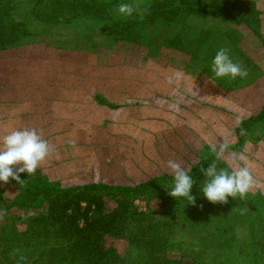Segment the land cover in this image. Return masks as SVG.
Listing matches in <instances>:
<instances>
[{
  "label": "rangeland",
  "instance_id": "374dc122",
  "mask_svg": "<svg viewBox=\"0 0 264 264\" xmlns=\"http://www.w3.org/2000/svg\"><path fill=\"white\" fill-rule=\"evenodd\" d=\"M17 1L20 8H28V0ZM251 2L256 12L251 27L230 23L221 16L203 18L184 11L171 20L157 17L151 24L118 35L80 37L76 28L62 21L45 29H41L43 24L39 25L16 42L23 54L39 56L34 64H29L31 78L28 66L14 69L26 70L29 77L18 87L19 95L47 101L39 106L40 115L35 110L39 104L31 107L35 115L43 117L26 113L18 127L10 120L0 122V138L13 129L35 128L55 147V152L39 168L50 178L59 177L63 182L88 180L92 175L137 182L163 172L171 173L166 166L168 160L184 166L185 158L191 155L190 142L195 139L204 150L231 142L236 138V118L252 115L264 104V0ZM141 4L134 2L135 6ZM98 30L96 27L92 32ZM222 47L229 49L234 62L248 69L247 78L215 76L212 60ZM45 53L48 55L43 56ZM55 76L61 79L55 80ZM105 76L114 85L107 90L100 86V90L106 95L112 90L109 97L116 101L128 98L119 119L133 127L127 125L119 133L109 127L104 131V127L93 134L89 127L82 131L76 126L79 122H74L72 133L84 135H72L69 141V132L62 129L64 124L51 121L48 112L58 87L62 96L77 102L67 105L66 112L70 113V108L78 111V115L83 112V119L89 124L105 114L92 102L97 80ZM241 148L243 161H232V151L227 150L224 160L229 170L247 165L264 185V139L248 141ZM258 190L263 193L264 187L253 189L251 194H257ZM18 192L17 181L9 178L7 183L0 182V212L6 213L0 222L14 221L21 231L25 229L26 217L39 212L41 207L11 206ZM261 201L258 196H246L244 200L229 197L226 204L211 203L210 212L215 220L206 227L189 222L187 216L176 215V232L169 239L167 256L175 260L173 264H195L197 259L192 253L202 250L207 258L224 264H250L251 249L255 247L264 264ZM134 204L139 210L145 211L150 206L155 213H161L157 199L139 197ZM116 207L115 197H104L105 211ZM240 215V221L236 220ZM219 218L221 222L217 224ZM238 223L243 224L237 226ZM102 244L113 246L120 255L127 248V241L115 236L106 235Z\"/></svg>",
  "mask_w": 264,
  "mask_h": 264
},
{
  "label": "trees",
  "instance_id": "16d2710c",
  "mask_svg": "<svg viewBox=\"0 0 264 264\" xmlns=\"http://www.w3.org/2000/svg\"><path fill=\"white\" fill-rule=\"evenodd\" d=\"M136 1L143 4L131 17H124L117 11L120 4L135 6ZM251 1L153 0L147 3L146 0H28L29 6L24 10L17 0H0V103L29 80L26 70L14 67L34 64L39 56L36 53L23 54L16 42L23 35H30L39 25L43 24L41 29H45L62 21L76 28L80 37L118 35L151 24L157 17L171 20L184 11L203 18L221 16L230 23L251 27L256 20ZM96 27L99 30L92 32ZM241 129L246 134L241 135ZM235 132L236 138L226 142L232 152L239 153L248 141L264 139V104L252 115L243 118L242 124L235 126ZM190 147L191 155L185 158L182 167L192 169L190 175L195 183L190 194L196 197L194 204L168 194L172 173L163 172L137 182L96 178L94 175L88 180L63 182L59 177L50 178L40 168L35 176H29L27 172L19 173L20 179L25 181L18 183V195L10 205L41 208L26 217L24 230H18L14 221L0 222V264L175 263L167 256V251L169 239L176 232V215L187 216L186 220L201 227L215 220L210 212L211 202L200 190L205 180L201 169H207L215 154L212 148L204 150L196 139L190 142ZM217 163L218 167L229 168L225 160ZM108 195L117 199V207L113 211L104 209V197ZM256 195L259 201L264 199L259 190ZM139 197L157 199L161 213H155L150 206L145 211L139 210L134 204ZM106 235L125 239V253L120 255L113 246H103ZM14 251L19 253L13 254ZM251 253L250 264H261L260 252L252 247ZM192 254L198 260L195 264H224L207 258L202 250ZM229 255L231 257V253Z\"/></svg>",
  "mask_w": 264,
  "mask_h": 264
},
{
  "label": "clouds",
  "instance_id": "9594fccd",
  "mask_svg": "<svg viewBox=\"0 0 264 264\" xmlns=\"http://www.w3.org/2000/svg\"><path fill=\"white\" fill-rule=\"evenodd\" d=\"M117 11L124 17H131L138 12V6L122 3ZM141 18H143L141 14ZM212 71L215 76L244 79L249 75V71L239 62H234L229 55V49L220 48L213 57ZM243 122V117H237L235 125L239 127ZM246 134L241 129V135ZM229 145L226 142L218 143L213 146L212 151L215 159L207 169H201L205 177L203 186L200 190L204 197L211 203L226 204L228 198H239L244 200L253 189H261L264 185L254 177L250 168L243 167L232 168L218 167L219 161L225 159ZM55 152V147L51 145L35 128L13 129L2 138H0V182L7 183L9 178L24 183L19 173L27 172L29 176H35L37 169L42 162ZM232 161H243L245 156L242 153H230ZM16 165H21L15 167ZM167 168L173 174L172 186L168 194L173 198H184L188 204H194L196 197L191 193L194 178L190 173L191 167L184 168L179 162L168 160ZM202 207V205H201ZM6 213L0 212V219Z\"/></svg>",
  "mask_w": 264,
  "mask_h": 264
},
{
  "label": "crops",
  "instance_id": "0c3cea01",
  "mask_svg": "<svg viewBox=\"0 0 264 264\" xmlns=\"http://www.w3.org/2000/svg\"><path fill=\"white\" fill-rule=\"evenodd\" d=\"M28 67L30 68L29 65H28ZM28 75L31 78L32 68H30ZM55 78H56V76H55ZM57 79H61V78L57 77L55 80H57ZM97 81L98 82L96 83V90H95L94 94H92V97L94 98L95 101H92V102L98 108H100L99 109L100 111H102V112L105 111V114L102 118H96L95 120H93L89 124H88V120L84 121L85 119H83V118L85 115H83V112H81L82 113L81 115H78L77 114L78 111H74V109H72V108H70L71 109L70 113L66 112V110L68 109L67 105L76 104L77 102L70 99L69 97H66L65 95L62 96V94L60 93L61 88L58 87L57 95L54 96L56 98L53 99L52 105H51V110L48 112L52 116V120L50 119L51 121H58V122H62V124H64L63 125L64 127H62V129L65 130V132H69L67 135V137H69V141L72 138V135H84L83 132L78 133V134L72 133L71 130L76 126H79L80 127L79 129H83L82 131L88 129V127H89L91 130H93V134L96 131H98V132L101 131V129H103L104 127H105L104 131L107 130L109 127V129L111 131H113V132L117 131V133L122 132L124 130V128H127L128 124L125 123L127 121L126 120L125 121L120 120L119 117H120V113H122V111L124 110L125 105L128 103L127 102L128 98H124V99H121L119 101L113 100L109 97L110 94H112V90H108V91H110V93L108 95L104 94L102 88H106V90H107V89H110V87L112 88V86L114 85L112 83L113 80L109 79L108 76L99 77V79ZM116 81L118 84L117 78H116ZM100 86L102 87L101 90H100ZM7 92H9V91H7ZM46 103H47L46 100H42L40 98H33L31 95L28 96L27 99H24V96L19 95L18 92L16 91V92H14V94L6 97L4 102L0 103L1 104L0 105V122L8 123V121L10 120V121H13L12 124H14V125H16V127H18L17 124H20L21 120H23V115L26 116V113H28V114L30 113L34 117L37 114L40 115L39 106L44 105ZM34 104H39V105H35V110L37 112L36 115H35V113H33L31 111V107H33ZM112 104L116 105V106H111ZM121 104H123V106ZM8 110H10L12 112L8 114L7 113ZM39 115H37L38 118L43 117V116H39ZM74 122H77V123L79 122V123H78V125L75 126ZM115 122L116 123L120 122V125L119 126L116 125ZM129 127H133V126L128 125V128ZM62 138L66 139L65 136H62ZM63 143H65V142H63ZM252 173L254 176L257 175L253 171H252ZM247 196L257 197L256 194L253 195V193L251 194V192ZM263 196H264V194H263ZM262 201L264 202V199ZM211 207H213V205H211ZM241 218H242V216L240 215L238 217V219H236V220L240 221ZM220 222H221V220L219 218L217 224ZM242 224L238 223L237 226H242Z\"/></svg>",
  "mask_w": 264,
  "mask_h": 264
}]
</instances>
